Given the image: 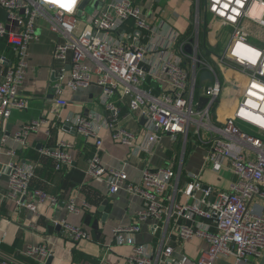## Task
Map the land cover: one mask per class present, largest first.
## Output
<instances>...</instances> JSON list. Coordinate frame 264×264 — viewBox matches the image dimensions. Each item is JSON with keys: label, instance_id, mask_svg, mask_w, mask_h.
Here are the masks:
<instances>
[{"label": "built area", "instance_id": "built-area-1", "mask_svg": "<svg viewBox=\"0 0 264 264\" xmlns=\"http://www.w3.org/2000/svg\"><path fill=\"white\" fill-rule=\"evenodd\" d=\"M84 1L0 0V156H7L6 162H0V179L7 180L0 200L39 218L43 203L59 205L58 197L33 188L38 164L9 149L10 140L26 143L45 121L29 122L12 137L5 130L12 110L29 106L21 86L31 70L30 47L41 40L45 24L56 36L53 61L63 68L53 84L58 105H69L63 98L65 88L79 91L96 85L105 122L116 142L133 147L137 141V133L122 125L127 108L146 121L143 140L135 148L141 154L150 157L164 135L184 142L178 167L172 161L162 168H148L136 183L123 169L105 168L103 141L93 122L82 115L73 118L75 132L95 141L87 176L106 184L110 195L123 190L143 200L135 223L113 229L116 245L133 248L124 264H214L220 257L232 258L231 264H259L264 255V38L260 39L263 46L251 43L248 25L264 30V0H205L203 10L216 21L210 36L216 48L210 61L200 46L203 0L195 1L196 31L182 42L181 33L171 27L161 33L149 22L144 2L158 7L166 0H89L81 10ZM89 6L93 14L87 15ZM187 46L192 47L191 54ZM220 64L237 69L249 82L233 117L224 122L216 118L224 86L217 71ZM205 71L214 79L201 84ZM241 86L235 85L237 90ZM200 98L208 103L198 112ZM239 123L260 135L245 133ZM46 137L52 141V132L48 130ZM194 139L208 147L205 170L223 180L224 172L234 177L227 189L217 190L201 174L184 171L186 147ZM72 149L68 141H58L40 153L54 161L57 173L75 168ZM89 209L88 204L79 206L74 200L67 203L68 212L75 216ZM148 221L157 243H137L141 226ZM62 225L72 246L92 241L83 227L64 221ZM193 239L204 240L207 246L197 258L182 251ZM54 248L45 243L28 245L20 253L23 261L0 250V264H47ZM107 248L108 255L115 249ZM106 263L103 257L97 264Z\"/></svg>", "mask_w": 264, "mask_h": 264}, {"label": "crops", "instance_id": "crops-1", "mask_svg": "<svg viewBox=\"0 0 264 264\" xmlns=\"http://www.w3.org/2000/svg\"><path fill=\"white\" fill-rule=\"evenodd\" d=\"M195 1L166 0L158 6L159 8L150 2H144V7L149 13L150 24L159 28L161 33L171 27L185 36L196 15ZM42 27L41 40L30 47L31 70L21 86L22 94L29 97V106L25 109H13L9 120L5 123V130L12 137L29 122L38 119L45 121L46 124L41 130L29 136L26 143L10 140L9 149L15 150L19 157H24L29 152H39L38 161L25 158L38 164V179L34 182L33 188L58 197L59 205L52 207L47 202L43 203L39 206V214H41L39 218L25 209L16 210L12 202L2 203L0 200V250L15 255L18 260L23 261V256L20 255L22 249L28 245L45 243L52 247L55 246L54 256L47 261V264H97L103 257L106 259V264H124L125 257L131 254L133 248L129 245H116L113 229L135 223V216L142 209L143 200L123 190L117 195H110L106 184L92 181L86 171L96 148L95 141L79 136L75 130L67 131L64 129V123L67 121L74 123L73 118L81 115L93 122L95 131L103 141L101 158L105 168L123 169L129 175L130 180L136 183L142 180L143 173L148 168H162L172 161L178 167L177 164L184 150V142L183 140L176 142L170 135H164L150 157L141 154L135 148L143 140L146 124L142 125V119L139 120L137 115L130 113L128 108L123 112L122 125L137 133V141L133 147L116 142L105 122V111L98 99L101 90L96 85H92L89 90L79 91L65 88L63 98L68 101L69 105L67 107L58 105L55 101L58 95L55 93L53 97H50L55 83L51 79L55 71H61L63 68L61 63L53 61V44L56 36L49 32L45 24H42ZM208 43L213 47L210 38L207 45ZM48 130L52 132V141L47 140ZM58 141H68L73 145L71 153L76 159L74 169L56 173L54 161L41 155L40 151L45 146L55 147ZM179 146L182 147L179 148ZM207 148L206 144L199 140H190L184 155V171L201 174L205 183L217 190H225L232 181H227L228 185L222 187L219 185L223 182L219 181V175L211 170H205ZM188 149H190L189 152ZM6 161L7 156L2 154L0 162ZM224 173L234 179L230 173ZM2 178L0 179V194L7 186L6 178ZM212 179H216V182L211 181ZM71 200L79 206L88 204L90 209L81 215H72L67 210V203ZM106 202L104 212L107 216L105 217L104 213L100 212V208ZM63 221L70 226L83 227L91 234L92 241H83L72 246L68 239H65ZM151 224L152 222L148 221L141 226L142 232L136 237L137 243H157L158 239L151 233ZM33 227H37V230ZM97 229L102 230L101 233ZM194 246H199L200 250L207 247L204 240L193 239L184 244L183 253L191 258H197L199 250L195 252ZM107 247L115 248L113 253H109L110 255L105 253L104 249H108ZM68 249H71L70 255H66ZM77 251L89 256L94 262H75L74 253Z\"/></svg>", "mask_w": 264, "mask_h": 264}, {"label": "rangeland", "instance_id": "rangeland-1", "mask_svg": "<svg viewBox=\"0 0 264 264\" xmlns=\"http://www.w3.org/2000/svg\"><path fill=\"white\" fill-rule=\"evenodd\" d=\"M206 1L203 0L201 2V7L202 5L205 6ZM202 11V21H204V26L202 27V25H200V29H201V33H200V37L202 36L204 30H208V40L210 38V36H212V32L216 29V21L215 19L206 14V12L203 10V7L201 9ZM93 10L92 8L89 6L86 9V14H93L92 13ZM191 26H192V32L196 31V15L193 17L192 21H191ZM249 28V33L251 35V43L254 44H258L263 46V42L260 39L264 38V30L263 28L255 25V24H249L248 25ZM191 32V34H192ZM229 35L231 34V30H228ZM214 42V40H213ZM212 42V43H213ZM221 50V48H219V51ZM217 71L221 76L222 79V83H224L223 86V90L221 93V96L219 98V103H218V109H217V114H216V118L218 119V121L220 122H224L226 120H228L229 118H232L234 113L236 112V109L238 108V106L241 103V98L242 95L244 93V91L246 90L249 82L248 79H246L244 77V75L238 71L237 69H233L232 67H230L229 65H224V64H220V66L217 67ZM236 84H241V88L239 90H237V88L235 87ZM239 127L247 134L255 136V135H260L258 134L256 131H254L252 128H249L243 124L239 123ZM218 180V178H217ZM223 181L222 183L220 182L219 185H221L222 187H225L228 185L227 181H232L233 178L230 175H224V180L221 179V177L219 178V181ZM211 181H215L216 179H212ZM199 196H201V194H199ZM195 252H198L199 250V254L203 251L200 250L201 248L199 246H194ZM233 262L232 258H224V257H220L218 258L214 264H231Z\"/></svg>", "mask_w": 264, "mask_h": 264}, {"label": "water", "instance_id": "water-1", "mask_svg": "<svg viewBox=\"0 0 264 264\" xmlns=\"http://www.w3.org/2000/svg\"><path fill=\"white\" fill-rule=\"evenodd\" d=\"M88 3H89V0H85V1L83 2L82 6H81V10H82L83 8H85V6H86ZM99 5H100V4H97V6H99ZM212 45H213V47L216 46L215 43H212ZM186 51H187L189 54H191V53H192V47L187 46V47H186ZM68 69L70 70V68H68ZM61 74H62V71H55V72L53 73V76H52L51 81H52V82H56ZM213 79H214V78H213L212 73L209 72V71H205V72H203V73L201 74L199 82H200L201 84H203L204 82H212ZM199 87H201V85H199ZM55 93H56V89H53L52 92H51V96H50V97H53V95H54ZM199 101H200V105H199V107H198V112L202 111V109L204 108V106L208 103V99H206V98H200ZM141 121H142V125H145V124H146V121H145L144 119H142ZM64 129H66L67 131L72 129V130L74 131V130H75V128H74V123H72V122H68V121L65 122V123H64ZM106 204H107V202L104 203L103 206L100 208V212H103L105 217L107 216V213L104 212ZM70 251H71V250L69 249L68 252H67L68 255H70ZM259 264H264V255H263V257L261 258V260L259 261Z\"/></svg>", "mask_w": 264, "mask_h": 264}, {"label": "trees", "instance_id": "trees-1", "mask_svg": "<svg viewBox=\"0 0 264 264\" xmlns=\"http://www.w3.org/2000/svg\"><path fill=\"white\" fill-rule=\"evenodd\" d=\"M202 7H204V5H202ZM192 25V24H191ZM202 27L204 26V21L202 22ZM205 27V26H204ZM192 26H189V30H188V32L185 34V36H182V38L180 39V42H182V41H184V40H186V38H188L190 35H191V32H192ZM201 33V32H200ZM208 30H204V32H203V34H202V36L200 37V46L202 47V49H203V51L205 52L204 53V55H205V58L207 59V60H209L210 61V56H211V54L215 51V49L214 48H212V47H209L208 45H207V42H208ZM179 145V144H178ZM182 145V144H181ZM180 147H182V146H179V148ZM190 151V149H188V152ZM39 152L37 153V152H29V153H27L25 156H24V158H31L32 160H35V161H38V158H39ZM22 157V156H21ZM97 220H99V219H97ZM97 224V223H96ZM96 224H95V226H96ZM97 230H99V229H97ZM100 231V233H101V231L102 230H99ZM74 261L76 262V261H81V262H91V263H93L94 262V260H92L89 256H87V255H84V254H82L81 252H79V251H77V252H75L74 253Z\"/></svg>", "mask_w": 264, "mask_h": 264}]
</instances>
